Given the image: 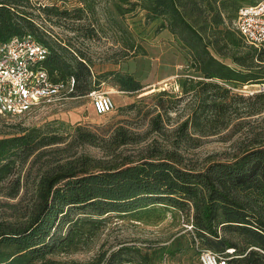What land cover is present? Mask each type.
<instances>
[{"label":"rangeland","instance_id":"1","mask_svg":"<svg viewBox=\"0 0 264 264\" xmlns=\"http://www.w3.org/2000/svg\"><path fill=\"white\" fill-rule=\"evenodd\" d=\"M136 1L23 0L18 7L33 22L28 33L63 54L67 65L75 67V57L89 70L75 68L80 73L77 89L61 101L22 116L0 115V138L33 128L61 137V142L27 159L17 158L15 173L0 181V223L27 219L23 215L35 200L41 175L58 160L89 156L109 166L127 160L141 165L142 157L155 155L170 157L177 167L205 179L219 164L241 158L251 143L264 141V79L243 83L206 77L199 70L201 63L193 55L189 35L173 34L166 16L155 19L143 6H132ZM237 1L225 16L231 29L228 41L240 43L244 40L234 27L238 9L260 0ZM44 7L53 9L45 11ZM193 19L194 24L203 25L201 18ZM210 39L215 38L210 35ZM233 47L223 46V51L236 49ZM210 51L239 69L232 58ZM257 52L264 54V48ZM260 74L264 75V68ZM128 76L139 83L138 90H127L121 84L120 79ZM93 90L108 93L115 108L96 113ZM202 96L215 99L216 104L195 113ZM221 104L229 107L219 111ZM18 179L19 194L9 197L7 193ZM149 195L101 216L83 213L80 208L72 210L56 231L52 229L53 237L65 236L77 218V227L83 218L96 222L77 230V249L56 251L48 257L68 264H201L202 250L239 257L251 239L236 225L218 227L216 222L220 237L203 230L202 223L208 226L210 222L198 216L192 197ZM178 198L179 203L172 200ZM221 237L237 247L225 249Z\"/></svg>","mask_w":264,"mask_h":264},{"label":"trees","instance_id":"2","mask_svg":"<svg viewBox=\"0 0 264 264\" xmlns=\"http://www.w3.org/2000/svg\"><path fill=\"white\" fill-rule=\"evenodd\" d=\"M236 1L138 0L131 4L143 6L153 13L155 19L166 16L167 27L173 34H188L193 40L190 44L193 55L201 63L199 70L206 77L260 83L264 79V75L260 74L264 68V54L257 51L262 48L247 43L237 29L244 42L228 41L231 29L226 24L225 13L232 5H237ZM21 5L23 0H0L1 40L28 33L27 29L33 27L32 20L18 10ZM243 6L246 5L240 6L238 12ZM51 9L44 7L45 11ZM193 18H201L203 25L194 24ZM210 35L215 39L211 40ZM230 44L236 49L223 51V46L229 47ZM244 47L247 49H242ZM210 48L232 58L239 69L221 61ZM72 59L75 67L67 65L63 54L51 48L45 67L55 81H67L74 77L75 92L80 76L75 68L87 71L89 68L82 59ZM120 81L127 90L140 88L131 76ZM209 99L213 101L207 103ZM215 104V99L202 96L195 113L209 110ZM228 107V104H221L217 109L225 111ZM60 140V136L43 133L37 128L0 138V181L15 173L17 158L27 159ZM244 152L233 163L219 164V168L211 176L207 174L205 179L177 167L170 157L156 158L155 155L142 157L141 165L127 160L109 166L89 156L58 160L41 175L34 193L35 200L23 215L27 219L18 223H0V264H68L48 257V254L77 249L80 242V238L76 240L77 230L85 223L96 222L92 218H83L82 225L77 227V218L70 223L73 225L65 236L53 237L52 229L56 231L72 210L80 208L83 213L101 216L134 205L150 197L149 194L194 198L198 216L210 222L208 226L202 223L203 230L220 237L214 225L217 222L218 227L236 225L251 237L240 256L230 258L227 264H264V198L260 197L264 194V141L251 143ZM20 185L18 179L7 195L18 196ZM172 200L181 202L179 198ZM220 240L225 249L237 247V243L229 239L221 237Z\"/></svg>","mask_w":264,"mask_h":264},{"label":"built area","instance_id":"3","mask_svg":"<svg viewBox=\"0 0 264 264\" xmlns=\"http://www.w3.org/2000/svg\"><path fill=\"white\" fill-rule=\"evenodd\" d=\"M234 27L247 43L264 48V0L240 8ZM49 47L31 33L0 39V115H26L42 105L53 104L74 92L76 80L55 81L45 67ZM96 113L105 114L115 108L112 97L97 90L91 92ZM231 252V251H230ZM226 253L202 250L201 264H227ZM120 264H135L123 261Z\"/></svg>","mask_w":264,"mask_h":264}]
</instances>
